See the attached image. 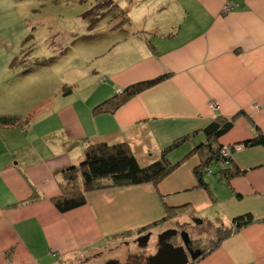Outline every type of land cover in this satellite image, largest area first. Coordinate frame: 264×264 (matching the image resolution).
I'll use <instances>...</instances> for the list:
<instances>
[{
    "label": "crops",
    "instance_id": "0c3cea01",
    "mask_svg": "<svg viewBox=\"0 0 264 264\" xmlns=\"http://www.w3.org/2000/svg\"><path fill=\"white\" fill-rule=\"evenodd\" d=\"M171 2L172 18L135 24L132 17L128 29L118 24L121 29L113 32L98 65L81 70L71 86L62 87L58 80L40 98L39 112L22 126L26 129L7 126L9 135L1 132L0 264H94V256L100 258L109 248L122 251L128 238L165 218L166 207H173L181 220L187 214L191 221L224 226L252 213L254 222L191 264H264L262 145L244 146L233 155L239 175L222 178L214 171L226 165L210 167L209 189L198 186L194 170L203 152H196L158 186L97 190L87 193L83 206L67 212L53 202L62 194L63 171L84 159L89 143H128L147 165L176 138L193 133L169 154L185 148L182 159L204 143L202 130L220 116L237 115L232 129L219 138L221 144L264 133V0ZM163 75L116 111L93 112L121 88ZM4 77L2 72L0 97L18 84ZM81 79L89 83L77 99Z\"/></svg>",
    "mask_w": 264,
    "mask_h": 264
},
{
    "label": "rangeland",
    "instance_id": "374dc122",
    "mask_svg": "<svg viewBox=\"0 0 264 264\" xmlns=\"http://www.w3.org/2000/svg\"><path fill=\"white\" fill-rule=\"evenodd\" d=\"M165 1L145 0L141 4H134L133 0H0V77L4 72V78L7 76L8 80L18 83L10 86V91L0 97V117L15 116L18 122L14 126L20 131L26 129L22 126L39 112L40 98L51 92L58 80L62 79V87L65 84L71 86L81 70L94 67L104 59L113 32L121 29L117 27L118 24L128 29L134 25L133 20L137 24L140 21L151 23L164 17L172 18L168 6L174 2ZM103 79L101 77V81ZM82 80L81 86L75 89L77 99L82 98L79 95L86 92L85 86L89 83ZM7 126L10 125L0 123V136L1 132L9 135ZM0 141L3 143L4 139L0 137ZM241 146L242 143L222 144L221 155L224 151H230L233 157L241 151ZM183 152L185 148L169 155V160L175 162L185 154ZM216 166L211 165L213 169ZM160 181L152 184L158 186ZM170 208L173 210L167 211L165 208L166 214L171 213L166 218L143 227L141 231L150 229L157 233V229L175 220L183 224L191 222L189 215L186 214V219L181 220L176 216L175 209ZM193 222L197 223L198 220ZM200 225L204 249L212 246L225 231V226L219 223L205 221ZM137 236L134 234L127 241ZM136 247L135 252H138L139 248ZM109 254L106 250V255L100 258L94 256V264L106 261ZM118 254L114 253L115 256ZM135 261L143 260H138L135 254L122 255L120 263L135 264Z\"/></svg>",
    "mask_w": 264,
    "mask_h": 264
},
{
    "label": "trees",
    "instance_id": "16d2710c",
    "mask_svg": "<svg viewBox=\"0 0 264 264\" xmlns=\"http://www.w3.org/2000/svg\"><path fill=\"white\" fill-rule=\"evenodd\" d=\"M165 77L163 75L151 80L135 83L126 88H121L115 95L97 104L93 108V112L95 114L114 112L131 98L158 84ZM236 117L237 115L230 118L220 116L210 122L202 130L205 135L204 143L198 144L177 162H171L169 160V154L190 140L194 135L193 133V135L187 134L176 138L172 143L163 148L157 159L147 165L141 164L128 143H109L106 141L89 143L85 148L84 159L78 165H72L63 171V181L60 182L62 194L54 197L53 202L61 212H67L83 206L87 202L86 195L90 192L114 186H130L143 183L156 184L176 169L186 158L196 152H203L200 163L194 170L198 180V186L209 189L207 177H210L211 165H226V168H219L217 171H214L217 174L221 173L222 178L224 177L226 179L239 175L241 172L233 164V157H224L221 155L222 144H217L219 138L232 129ZM30 120L28 119L27 123ZM17 122L18 118L15 116L5 115L0 117V123L5 125L14 126ZM255 145L264 146V133H258L255 138L242 143V147ZM166 210L170 211L173 209L166 207ZM255 220L252 213H245L234 217L230 225L225 226L223 234L220 237L218 236L215 243L207 248L203 256L210 250H213L223 239Z\"/></svg>",
    "mask_w": 264,
    "mask_h": 264
},
{
    "label": "flooded vegetation",
    "instance_id": "af4514ba",
    "mask_svg": "<svg viewBox=\"0 0 264 264\" xmlns=\"http://www.w3.org/2000/svg\"><path fill=\"white\" fill-rule=\"evenodd\" d=\"M193 221L197 222V220L194 219ZM193 221L189 223L185 222V224H183L178 221L176 222L175 220L172 224H167L164 225L162 228L157 229L158 231L157 233H154V231L153 232L150 231V229H147V231L146 230L141 231L136 237V239L125 242L126 245L123 246V248L121 249L122 251L118 252L119 254L117 256H115L116 254L114 255V253L117 252L116 250L118 248H109L107 250V253H110L109 254L110 257L109 256L106 257V261L104 264H106L110 260H116L118 264H121L120 263L121 256L122 255L130 256L131 254H135L138 260L140 261L143 260L142 261L143 263L135 261L136 262L135 264H150L149 258L155 255L159 251V248L161 247L160 234H162L166 230H170V233H174V231H176L174 235L167 237L166 240L175 246H183L185 251L188 253L189 257L191 255L194 256L198 252H202L201 255L197 257L196 260H198L200 257L203 256V253L207 250V248L204 249V247L202 246L203 241L200 235L201 222L198 221L197 223H194ZM141 238L142 240H140ZM145 241H146L145 246L139 245L140 242H145ZM130 244L137 245L139 248L138 252L130 250V248L128 247V245ZM103 255H106V251L104 253L102 252V256Z\"/></svg>",
    "mask_w": 264,
    "mask_h": 264
},
{
    "label": "water",
    "instance_id": "95a60500",
    "mask_svg": "<svg viewBox=\"0 0 264 264\" xmlns=\"http://www.w3.org/2000/svg\"><path fill=\"white\" fill-rule=\"evenodd\" d=\"M175 233L176 231L170 233V230H166L160 234L161 247L155 255L149 258L150 264H191L201 255L202 252H198L194 256L191 255L189 257L183 246H175L169 243L166 238ZM140 240H142V238ZM139 245L145 246L146 241L140 242ZM106 264H118V262L116 260H110Z\"/></svg>",
    "mask_w": 264,
    "mask_h": 264
},
{
    "label": "built area",
    "instance_id": "2783aa9c",
    "mask_svg": "<svg viewBox=\"0 0 264 264\" xmlns=\"http://www.w3.org/2000/svg\"><path fill=\"white\" fill-rule=\"evenodd\" d=\"M226 8L228 9V7H226ZM227 9H226V10H227ZM241 147H242V146H241ZM241 147H240V148H241ZM221 150H222V149H221ZM222 153H223V156H224V157H232V153H231L230 151H228V152H225V151H224V152H222Z\"/></svg>",
    "mask_w": 264,
    "mask_h": 264
}]
</instances>
